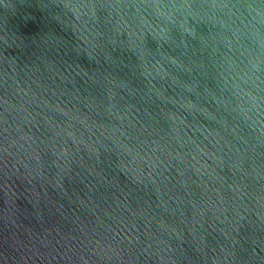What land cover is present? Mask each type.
<instances>
[{"label":"water","instance_id":"95a60500","mask_svg":"<svg viewBox=\"0 0 264 264\" xmlns=\"http://www.w3.org/2000/svg\"><path fill=\"white\" fill-rule=\"evenodd\" d=\"M0 264H264V0H0Z\"/></svg>","mask_w":264,"mask_h":264}]
</instances>
